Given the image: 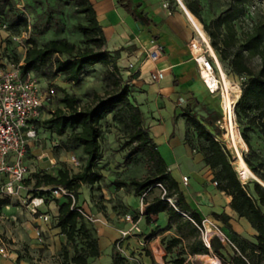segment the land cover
Instances as JSON below:
<instances>
[{
    "label": "trees",
    "instance_id": "trees-1",
    "mask_svg": "<svg viewBox=\"0 0 264 264\" xmlns=\"http://www.w3.org/2000/svg\"><path fill=\"white\" fill-rule=\"evenodd\" d=\"M17 0H0V17L16 12ZM75 4L74 16H81L85 24L74 27L75 35L83 40V46L67 38L47 39L39 43L36 39L43 33L38 29L30 33L24 42L26 51L19 66L22 76L41 74L46 80L60 77L63 82L76 87L82 83V76L87 68L103 66L106 68L103 82L104 93H94L92 100L85 106L79 105L76 97L69 96L64 90H59L63 96L59 100L62 108L55 110L53 116L44 123L55 129L57 136H63L67 131L69 141L76 145L82 154L80 170L71 175L67 170H59L55 176H47L35 185V197L48 201L49 190L46 188L62 187L72 193L73 200L62 197L56 200L57 216L53 226L59 230L64 238V245L60 250V264H89L101 255L94 230H91L76 206L78 191L84 185L93 186L100 176L96 172L97 162L101 160L100 149L101 123L108 116L124 130L127 143L143 156L149 175L142 180H131L130 186L134 195L141 194L160 185L164 191L162 198L156 197L146 204L144 216L155 217L165 211L170 223L176 224L177 236L170 238L167 243L160 240L163 247V261L166 264H184L185 255L204 256L212 254L224 264H264V175L258 168L253 167L248 157L242 158L255 179L242 184L237 172L231 164V156L225 146L207 132L192 116L185 118L186 133L190 129L198 142L196 151L190 142L185 144L190 150L199 154L202 162L214 172L217 190L230 198L229 208L239 219H244L255 232L254 241L233 234L232 239L237 248L227 253L226 247L219 238L214 236L209 241V247L200 240L196 228H202V220L191 210L177 182L171 177L168 165L160 155L149 131L144 127L145 118L139 106L133 99L132 86L128 80L122 78L117 62L122 50L109 52L105 49L106 40L102 29L96 20L95 11L89 0H73ZM250 0H231L224 12L217 15L202 29L214 52L222 57L228 74L244 77L240 87V96L233 107L236 124L242 129L240 137L253 154L250 134L256 130L264 138V18L245 26L242 18L246 4ZM188 12L200 23L203 6L199 0H181ZM125 11L132 14L129 3L121 5ZM10 28L17 32H25L28 22L24 15L10 17ZM238 24V27L236 26ZM103 48V50H102ZM217 56V55H216ZM258 61V68L253 71L250 63ZM1 68H5L2 64ZM47 71L45 74L44 71ZM39 121L34 124H38ZM185 133V136H186ZM185 139V137H184ZM262 182V183H261ZM168 200L172 206L168 205ZM9 200H1L0 207L7 206ZM187 214L189 220L181 221V214ZM227 225L229 218L225 214L213 215ZM195 225V227L191 224ZM162 234L150 236V242ZM182 241L186 244L182 245ZM179 246L178 250H175ZM175 250V252H173ZM174 255L172 261H167L169 255ZM227 257L226 261L224 258ZM112 264H128L119 254L112 255Z\"/></svg>",
    "mask_w": 264,
    "mask_h": 264
},
{
    "label": "rangeland",
    "instance_id": "rangeland-1",
    "mask_svg": "<svg viewBox=\"0 0 264 264\" xmlns=\"http://www.w3.org/2000/svg\"><path fill=\"white\" fill-rule=\"evenodd\" d=\"M176 1L173 0V3L178 7ZM199 1L203 6V12L201 14L202 23L199 22L202 28L203 24L208 23L217 15L224 12L231 0ZM245 8V14L242 18L243 25L250 26V24L256 22L260 18H264V0H250ZM15 9L16 12L11 15L13 17L24 15L27 18L29 26L25 32L19 33L15 29L9 27L11 22V15L9 13H6V16L0 17V65L2 64L5 68H11L16 63L21 62L26 51L24 42L30 37L31 32L38 29L43 30L42 35L36 38L39 43L47 39L67 38L83 46V40L75 35L74 27L77 24L85 23L81 16L73 15L75 10L73 0H17ZM236 26L238 27V24ZM198 41L202 44L199 39ZM199 49L202 52L205 51L204 44L201 46L199 45ZM215 54L232 86L230 97L235 105L240 96L241 84L245 81V78L228 74L227 69L224 67L222 57L216 52ZM250 66L253 71H256L258 68V61L256 59L251 61ZM118 68L119 72L124 71V67ZM105 70L106 68L103 66L87 68L83 73L82 83L78 87L63 82L60 77L46 80L41 74H31L42 86L52 87L55 91V96L52 102L44 108L39 123L34 124L36 137L29 142L26 154V165L29 164V175L24 182L25 190L21 194V201L10 200L7 205L9 208H5L6 206L0 207V246L8 248L12 246L17 247L18 250L22 252L23 256L29 260H34L35 263L32 264H60L61 258L58 251L59 249L57 251L55 249L58 245L56 242L53 243L54 247H51L50 251L47 248L48 245L38 246L36 242H34L36 241L34 231L40 229V227H37L36 223L33 222L32 217L23 206V201H25L28 196L35 197L34 189L36 183L42 182L47 176H55L59 170H67L71 175L76 174L80 168L74 167L68 163L71 155L78 156L83 161L80 149L68 139L70 132L67 131L65 135L57 136L55 129L46 125L44 122L53 116L56 109L62 108L59 100L62 98L63 94L59 90H64L69 96L76 97L81 107L91 102L94 93L103 95L105 91L103 82ZM213 71L216 75L215 69H213ZM44 72L47 74L46 70ZM121 76L125 80L124 75L122 74ZM213 96V110L201 107L196 109L195 113H190L189 110L183 109V113L176 114L174 119L178 117L186 118L190 114V116L201 123L203 128L229 151L231 164L239 177L236 151L226 136V121L221 88L216 91ZM192 108L194 107L192 106L191 109ZM143 109L145 116L150 115L149 112H154L153 105L150 101L144 105ZM233 121L240 135L242 129L236 124L234 115ZM168 124L169 121L166 120L167 127ZM161 126H163L162 123ZM171 126L174 128L175 133H178L177 126ZM180 126L179 132L181 133L182 129ZM144 127L148 130V125L145 122ZM151 138L155 140L152 133ZM250 140L254 152L253 154L249 155L246 146L243 147L240 144L236 145L237 151L240 152L242 158L248 157L252 166L258 168L260 173L264 175V138L259 135L256 130H253L250 134ZM127 141L126 134L122 127L113 122L111 116H108L107 119L101 123V136L99 142L102 158L97 162L96 168L100 180L93 186L84 185L78 191L76 206L82 210L84 221L87 226L91 230H94V236L97 238L98 244L99 238L103 237L102 232L104 230L108 233L113 231L116 234L115 238L110 239L111 244L109 248L104 245V242L101 243L100 259H94L90 261L89 264H111L110 258H112V255L119 254L122 256L124 242L135 237L143 243L141 246L143 254H145L146 257L149 256L150 260H152L151 256L153 254V249L149 245L156 241L155 246H160L163 250L160 240L163 239V242L167 243L170 238L178 234L175 229L176 224L168 221V216L165 211L159 213L155 217L146 218L144 216L146 204L151 203L156 197L162 198L163 192L161 188L155 187L140 196L136 197L134 195L133 188L130 186V181L144 179L149 175V171L145 165L142 154L136 150L134 144H128ZM183 142L184 144L185 142H190L192 147L196 151L198 150V142L195 140L194 134L190 129H188ZM161 153L163 152L161 151ZM40 163L42 164L40 168H38L37 164ZM31 166H33L34 169H32ZM212 176L211 183L214 186L215 175L213 171ZM239 180L242 184L252 181L250 178L243 180L240 177ZM214 187L217 188V185ZM44 190H50V188ZM47 195L48 201H46V203L53 202L54 204L56 200H63L62 198H56L51 192ZM171 203L168 202V205L172 206ZM2 209H4L3 212ZM46 215L51 218V222L53 223L54 218L50 210H47ZM185 220H189V216L182 213L180 222ZM217 221H219L223 227L218 226L213 221L203 219V230L200 231L196 228L199 238L207 245L212 237L217 236L221 244H223V242L225 243L224 246L227 249L226 254L229 255V253L236 250L237 245L233 241V234L228 227H226V224L221 220L217 219ZM191 224L195 227L192 222ZM133 225H136L139 229L137 235L128 237L124 242L118 243L120 232H129ZM238 227L240 230L244 231L241 225H238ZM205 231L208 234V239L205 238ZM131 233L130 231V234ZM159 233L162 235L150 242H146L150 236ZM243 233L247 237L245 231ZM184 244H186V241H182V245ZM178 249L179 246L176 247L175 250ZM175 250H173V252H175ZM155 254L158 256L157 249L155 250ZM213 257L215 256L212 254L204 256L185 255L184 264H210L209 258ZM173 258L174 255L171 254L167 257V261H172ZM224 259L226 261L228 260L227 257ZM164 264H166V262H164ZM218 264L224 263L222 260H219Z\"/></svg>",
    "mask_w": 264,
    "mask_h": 264
},
{
    "label": "crops",
    "instance_id": "crops-1",
    "mask_svg": "<svg viewBox=\"0 0 264 264\" xmlns=\"http://www.w3.org/2000/svg\"><path fill=\"white\" fill-rule=\"evenodd\" d=\"M89 2L105 37V49L109 52L122 50L117 65L124 67L122 74L132 86L133 99L145 118L149 134L150 136L153 134L155 138L153 141L191 210L195 211L201 220L213 221L220 227H223L222 224L213 215L225 214L229 218L226 227L230 232L253 242L255 232L244 219L237 218L231 211L228 206L230 198L212 185V171L204 165L201 156L184 144L185 118L174 119L176 114L183 113V109L195 113V110L201 107L212 110L214 107V93H211L203 82L198 64L188 48L191 40L200 46L202 44L178 2L176 1L178 7L173 0H89ZM127 3L131 5L133 15L121 7ZM151 41L161 46L164 51L163 57L155 65L144 61V51L150 50L153 46ZM204 58L211 60L207 54H204ZM129 63L136 64L134 69L128 72L126 66ZM155 71H162L163 79L153 83L149 79V74ZM148 101L152 103L154 112H149L150 115L145 116L143 108ZM192 106L194 108L191 109ZM166 120L169 121L168 127ZM171 125L177 126L178 133H175ZM179 126L182 129L181 133ZM42 163L37 164V167L40 168ZM27 165L29 168V164ZM31 168L34 169L33 166ZM183 177L188 179L186 185L182 182ZM47 210L51 211L53 218L57 216L55 203H44L41 211L46 214ZM32 220L40 227L34 231L36 235L34 242L38 246L48 245L49 251L56 242L58 245L55 249L56 251L59 249L60 253L65 241L59 230L53 226L51 218L43 221L32 217ZM238 225L244 228L247 237ZM110 233L105 230L102 232L103 237L99 238L100 251L102 242L109 248L110 239L116 237L115 232ZM139 242L137 237L124 242L122 257L128 264H164L162 259L164 251L160 246H155L156 241L149 245L153 249L152 260L143 254ZM156 249L158 256L155 254ZM0 250H3L0 253V264L35 263L34 260L23 256L15 246L11 248L0 246ZM216 260L219 263V259ZM110 262L112 264L111 258Z\"/></svg>",
    "mask_w": 264,
    "mask_h": 264
},
{
    "label": "built area",
    "instance_id": "built-area-1",
    "mask_svg": "<svg viewBox=\"0 0 264 264\" xmlns=\"http://www.w3.org/2000/svg\"><path fill=\"white\" fill-rule=\"evenodd\" d=\"M151 44L153 45L152 48L144 51V61L155 65L163 57L164 51L154 41H151ZM188 48L192 58L198 64L201 75L198 59L201 56L204 58L206 49L202 52L194 40L190 41ZM204 59L203 68L213 72V62ZM135 64L129 63L126 70L128 72L133 70ZM149 79L153 83L159 82L163 79V72H151ZM54 96L55 91L52 87L42 86L30 74L22 76L19 66L14 68L0 67V201H21V194L25 190L24 182L29 175L26 165L27 149L29 142L36 137L34 123L41 119L44 108L52 102ZM68 163L74 167L80 166L78 157L74 155L69 157ZM187 181L186 177L182 178L184 185L187 184ZM216 185L217 183L214 182V186ZM158 187L162 189L160 185ZM49 191L56 198L68 197L73 200L72 193L62 187H54ZM162 192L164 195L163 189ZM168 202L171 203L170 200ZM44 203V199L41 197L28 196L23 201V206L31 217L47 221L49 217L41 211ZM79 212L84 217L83 212ZM138 230V227L133 225L130 229L131 234L130 231L120 232L118 243L137 235ZM199 230L202 231L203 229ZM139 245L142 246L143 243L139 242ZM206 246L208 248L209 243ZM2 251L0 250V253Z\"/></svg>",
    "mask_w": 264,
    "mask_h": 264
},
{
    "label": "bare ground",
    "instance_id": "bare-ground-1",
    "mask_svg": "<svg viewBox=\"0 0 264 264\" xmlns=\"http://www.w3.org/2000/svg\"><path fill=\"white\" fill-rule=\"evenodd\" d=\"M180 4V7L182 11L184 12L185 16L188 18L193 30H195L196 35L198 39L204 44L207 55L213 60L214 63V69L216 71V75L211 71H206L203 68V64L205 63V59L203 56H201L198 59L199 66L201 67V75L202 80L205 82V84L208 86V89L211 93H215L221 88L222 92V103H223V109H224V115H225V121H226V136L231 143L232 147L236 151V161L238 165V174L239 177L243 180L246 179H255L254 175L246 164L244 163L240 152L237 151L236 145L240 144L243 147H245V144L243 143L240 135L238 134V131L236 130V125L233 121V107H234V101L231 100L230 97V91L232 89V86L230 82L228 81L221 64L218 60V57L216 56L214 50L211 48L209 41L204 34L200 23L188 12V10L184 7V5L181 3L180 0H177ZM200 77V76H199ZM238 96V93H237ZM262 183V182H261ZM262 185H264L262 183ZM205 238L208 239V234L205 232ZM210 264H218V261L216 258H209Z\"/></svg>",
    "mask_w": 264,
    "mask_h": 264
},
{
    "label": "water",
    "instance_id": "water-1",
    "mask_svg": "<svg viewBox=\"0 0 264 264\" xmlns=\"http://www.w3.org/2000/svg\"><path fill=\"white\" fill-rule=\"evenodd\" d=\"M254 179V178H253ZM264 187V186H263Z\"/></svg>",
    "mask_w": 264,
    "mask_h": 264
}]
</instances>
